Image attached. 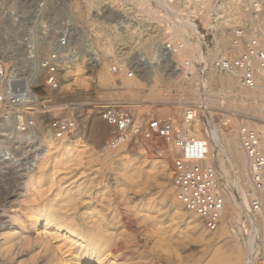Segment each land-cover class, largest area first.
Here are the masks:
<instances>
[{
  "label": "rangeland",
  "instance_id": "374dc122",
  "mask_svg": "<svg viewBox=\"0 0 264 264\" xmlns=\"http://www.w3.org/2000/svg\"><path fill=\"white\" fill-rule=\"evenodd\" d=\"M76 1L84 13L83 18L73 7L74 0H0V61L9 75L16 72L30 74L37 67V61L29 62L23 54L21 39L25 36L22 31L25 28L35 38L42 36V32L34 28L38 24H52L59 32L67 30L71 34L69 45L76 53L74 60L66 61L62 66L56 90L47 88L40 71L33 85L38 99H50L57 107V111L47 114L37 111L34 115L37 123L32 125L34 136H44L52 144L50 156L37 158L32 153L24 157L16 140H0V264H66L67 259L73 258L76 250L84 246L85 242L80 245L81 237L99 225L109 230L119 246L115 253L105 256L106 264H208L209 260H218L226 253V248L220 243L199 242L196 233L192 232L189 211L182 206L178 213L172 202L175 154L171 141L160 136L158 130L165 121H170L173 126L180 125V106L187 103L209 107V118L214 119V123L227 115L230 116L228 119L235 117L237 122L250 118L247 109L250 104L240 100L236 88L230 94L222 93L218 102L205 100L208 96L205 88L200 92H190L189 88L196 87L202 77L208 81L205 87H216V82L208 77L212 68L210 61L229 51L227 45L226 49L223 46L218 51L212 49L214 35L222 27L220 21L229 18L231 25L225 27L229 33L231 28L251 19L242 18L237 24L232 22L231 15L225 14L223 19L220 14L227 9L225 0H208L207 5L198 10L192 8L191 2L188 8L178 0L173 1L178 15L169 11L173 17L171 23L187 14L193 23L190 40L194 43V53L192 58L184 57V63L191 60L194 68L192 73H184L179 57L172 56L171 52L167 56L160 55L157 50L158 42L170 41L176 45L174 38L164 36L160 31L167 25L166 21L150 19L151 14L143 20L140 11L144 5H140V0H95L90 8L85 0ZM42 3L46 11L40 14L37 8ZM215 3L225 5L215 8L212 6ZM150 4L159 14L167 13L166 7L156 0H151ZM87 18L93 21L95 29L88 25ZM122 29L135 30L133 41L141 40L140 43L127 46L115 41V33ZM154 29L156 34L149 39V33ZM8 30L11 32L5 33ZM99 34L106 36L107 45L99 43ZM91 44L98 52L97 57H91ZM53 46L54 43L41 46L38 60ZM106 49L108 53L105 54L102 50ZM203 56L206 66L202 63ZM69 57L73 58L66 54V58ZM75 64L81 69L79 76L67 72L74 71ZM101 66L110 74L108 83L98 82ZM113 66L119 71H113ZM132 66L137 71L128 76L126 69ZM218 73L224 75V72ZM233 98H239L236 104L245 109L229 107L227 103ZM111 102L130 108L141 124L139 134L115 148L107 146L111 130L100 114V106ZM177 102L182 104L177 105ZM166 106L171 110H166ZM4 110L5 103L0 101V121L4 120ZM55 115H78L77 128L56 138L48 127ZM199 119L200 111L191 126L193 134ZM210 127L214 129L213 124ZM15 128L19 131L17 124ZM217 129L220 133V128ZM4 133L9 137L8 130ZM162 143L166 145L163 148L160 147ZM66 144L70 146L66 147ZM167 147L173 152L170 159L165 160L162 155ZM69 148L70 154L63 156ZM226 191L232 192L240 202L235 190ZM35 214L42 217L40 223L33 222ZM71 225L77 231L73 237L66 235ZM249 228L238 233L241 243H249L252 226ZM228 230L234 233L237 228L228 224ZM70 238L76 242L68 241V245H64ZM262 256V252L257 255L259 259ZM245 257L236 264H242Z\"/></svg>",
  "mask_w": 264,
  "mask_h": 264
},
{
  "label": "bare ground",
  "instance_id": "6f19581e",
  "mask_svg": "<svg viewBox=\"0 0 264 264\" xmlns=\"http://www.w3.org/2000/svg\"><path fill=\"white\" fill-rule=\"evenodd\" d=\"M150 1L151 0H140V5L141 6L144 5L141 7L140 17L143 18V20H145V18L149 16V14H151L152 16H149L150 19H156L158 20V22L162 20L166 21L167 25L162 26V28H160V31L164 34V36L169 35L170 37L174 38V40L176 41L175 42L176 45H174L173 43L174 50L171 52V55L175 57H179L181 59L184 73H186V71H190L192 73L193 68H194L192 62L191 63L189 62L186 65L184 63V57L192 58V53H194V49H193L194 43H192L190 40V32H191L190 26L192 25L193 27V23L192 24L190 23L191 16L187 14L182 17H178L176 21L171 23V21L173 20V17L170 15L169 11L175 15L176 14L178 15V13L176 12V9L174 8L173 1L156 0L158 4H161L162 6L166 7L167 13L165 14H159L157 10H154V7L151 6ZM207 1L208 0H178L179 3L183 4L186 7H188L190 2L193 3L192 8L195 10H198L202 6L207 5ZM247 1L248 0H225L223 3L227 4V9L225 8V10L221 11V14L220 13L219 14L221 15L223 19L224 17H226L225 14L231 15V17L233 18L232 22H234L235 24H237L242 18L249 20L250 15H249V12L247 11ZM260 1L261 2L263 1L262 3L264 4V0H260ZM94 3H95V0H85V4L88 8L93 6ZM223 3L221 4L215 3L212 6L215 8H220ZM72 4H73V7H75L79 16L83 18L84 13L81 11L80 9L81 7L77 5L78 2L74 0V3ZM228 19L229 18H226L220 21V24L222 27H220L218 34L214 35V44L212 48L213 50L218 51L221 49L222 46L224 49H226V45L227 46L229 45L230 35L228 37L229 33H227L225 30V27H228L231 25ZM86 21L88 25L94 28V23L92 20L87 18ZM156 28H159V27L156 26ZM156 31H157L156 29L152 30V32L149 33L150 37L148 38L151 39V37L156 34ZM9 32L11 31L10 30L5 31V33H9ZM135 33L136 32L133 29H122L121 31H118L115 33V36L113 39L117 42H121L123 45L125 44L127 46H135L139 44L141 41V40L136 41V42L133 41V37ZM137 34L140 35V33L138 32ZM98 38H99V43L101 45H107L109 42L106 36L102 34H99ZM89 47H90L89 49H91V52L89 50L91 57L93 56L97 57L98 52H96V50L94 49L93 44L89 45ZM123 47L127 48L125 46ZM108 49L102 50V52L106 54L108 53ZM103 57L106 58V55ZM203 57L204 58L202 59L203 60L202 63L206 66L205 56ZM95 59L100 60V58H95ZM62 66H64V64ZM210 70L211 72L208 77H210L211 81L216 82V87L214 89L212 88L208 89L207 87H205L208 81L205 80V77H202V79L200 80V83L196 87H190L189 91L190 92L191 91L200 92L201 89L205 88L207 89V93H208V96L204 97L205 100H208V101L215 100L216 102H218L220 99H222L221 97L222 93L230 94L232 89L236 88L240 96V100L248 101L250 104V106L247 107V109L251 113V116H249L250 118L239 119L237 122L236 121L237 119H235V117L231 116V118L228 119L229 115H227L226 116L227 118H223V120L219 118L218 119L219 122L214 123L215 120L212 118H209V115H210L209 114L210 109H208L209 107L208 108H206V106L199 107V104H198V105H195L196 107L195 118L191 123L187 124L185 122L183 111L181 110L180 112L181 120L179 119L180 121L178 122V123L181 122L180 124L181 126L177 124V125H174V127L182 131H185L189 133L190 135L203 137L207 142L208 152H207L205 159L202 160L201 163L203 165L212 167L217 173L219 192H220V195L223 201V209L221 213L220 223L216 229L214 230L208 229L205 226L204 221L200 218V216H198L195 212L186 209L183 206V204L177 199L176 189H175L174 184H173L174 196L172 197V202L175 204V207L178 213L180 212L182 206L185 208V210L189 211V214L191 216L190 217L191 219L189 222H193L191 226L192 232L196 233V239L199 242H203L209 245L220 243L223 247L226 248L225 250L226 253H224V255L219 256L218 260H209L208 264H236L238 261H242L244 255H246V257L244 258L243 260L244 262L242 264H258V261L260 260L259 257H257L258 253L262 252V255L264 256V189L259 191V198L261 200L260 208L254 209L251 205V201L254 196L252 192L253 186L250 182L249 174L246 169V156L241 148L238 129L241 123L246 124V125H252V126L255 125L261 130V135L264 137V109H263L264 107V86L259 85L256 87H247L240 81L238 73L224 72V75H223L222 73H218L222 71L216 70L214 67H212ZM67 72H70V73L73 72L75 75L79 76L81 74V69L78 65L75 64L74 71L70 69ZM148 73L147 74L150 75V71ZM76 79H74V81H76ZM97 79L99 83H108L110 81V74H108V72L104 69L103 66H101V68L99 69ZM28 89H32V88H28ZM33 94H34L33 96H27V98H29L32 103L34 102L33 104H36L35 102L37 101L39 97L37 93H33ZM238 101H239V98L230 99L227 105L229 107H234L240 110L242 109L244 110L245 109L244 107H240L236 104L238 103ZM180 104H178L177 102V105H180ZM180 107H182V105ZM168 108L170 109V107H167L166 110H168ZM199 111H200V119L198 120V123L195 125V129H193L194 131V134H193L191 133V126L194 123V121L197 119ZM215 114H214V117L216 118ZM36 123L34 122V124ZM16 124H17L16 122L1 120L0 121V133H1L0 140L6 139L8 140V142L12 139L16 140V143L18 144L17 147L21 149V154L24 157L32 153H33V157L35 154V157L37 158H40V157L47 158L50 156V151L52 150V147H51L52 144L46 141L44 136H38V135L34 136L33 133L35 129L32 126H30L26 130L19 129V131H16V128H15ZM211 124H213L214 129L210 127ZM224 124L227 125L226 128H223ZM236 124H237V127H236ZM201 127L204 129L201 130ZM218 127L220 128L219 129L220 133L218 132V129H217ZM7 130L9 131L8 133L9 137H7L5 133L2 134V132H6ZM147 135H148V132H147ZM237 135H238L239 142L237 141ZM148 137H150L151 139L150 135ZM154 137L155 139H157L156 136ZM150 139L149 141H151ZM69 146L70 145L66 144V147H69ZM164 146L166 145L162 143L160 147L163 148ZM168 148L169 147H167V150L164 151V153L161 152L164 155L160 154L164 156L165 160L170 159L171 154L173 152L172 150L170 152ZM173 149H174V154L176 155L177 151L174 147ZM157 150L159 151V149ZM69 154H70V148L63 154V156H68ZM136 172H138V170H136ZM230 189L236 191L237 195L239 196L238 199H240V202L236 200V198L232 195V192L228 193L226 191V190L230 191ZM33 218H34V221H33L34 223H40L42 219V217L37 214H35ZM228 224H230L234 228H237L238 232L233 231L234 233H230L228 230ZM249 225L252 226V233L249 234L248 232V234L250 235V240L248 241L249 243H247L248 244L247 245L246 243L240 242L238 233H241L242 231L246 229H251L249 228L250 227ZM69 227L70 228L67 227L69 230L66 232V235H69V237L76 236L77 231L75 229V226L71 225ZM68 241L72 242L74 241V239L72 238L66 239L63 244L68 245L67 243ZM83 242H85L84 246L80 248V250H76L75 252L76 255L73 258L67 259L68 262L66 261L67 262L66 264H106V261H104L105 256H107L109 253L110 254L115 253V251L119 247L118 244L113 240L112 234H109V230L107 228L101 227V225H99L98 228L96 229L88 230L81 237L80 245H82ZM58 248H60V246Z\"/></svg>",
  "mask_w": 264,
  "mask_h": 264
},
{
  "label": "built area",
  "instance_id": "2783aa9c",
  "mask_svg": "<svg viewBox=\"0 0 264 264\" xmlns=\"http://www.w3.org/2000/svg\"><path fill=\"white\" fill-rule=\"evenodd\" d=\"M44 7V3L40 4L37 13L42 14L46 11ZM247 11L251 21L230 29L228 53L213 58L210 66L222 72L238 73L240 81L247 87L264 86L263 3L260 0H248ZM34 28L42 32L41 37L30 36L25 28L22 29L25 36L21 39L24 57L29 62L37 61V67L32 73L16 72L9 75L0 61V101L5 103L3 119L15 120L20 130H26L34 124V115L38 113L37 111L42 114L57 111L56 105L51 104L50 99H37L36 104H33L34 102L27 98L34 95L33 85L38 80L35 79L37 72L43 73L44 83L48 89L56 90L60 84L62 65L66 61L74 60L76 54L69 45L71 34L67 30L59 32L52 24L45 23L38 24ZM52 43H54L53 48L38 60L37 55L41 46ZM156 46L160 55L167 56L174 50L173 43L169 41L158 42ZM66 54L73 58H66ZM187 61L186 64L191 60ZM112 70L118 72L119 68L113 66ZM136 71L137 68L132 66L126 69L125 73L133 76ZM30 86L32 89H28ZM195 105L190 103L182 105L181 109L187 124L195 118ZM100 108V114L111 130V136L107 141L109 148L117 147L141 131L140 121L127 106L111 102ZM77 116L55 115L48 122V127L56 138H62L77 128ZM158 132L160 136L169 139L177 151L172 166V180L177 199L186 209L200 216L208 229H216L221 220L223 201L216 171L201 163L208 152L206 140L175 128L170 121L163 122ZM238 132L241 148L246 156V169L253 186L254 196L251 205L254 209H259L261 206L259 191L264 189V137L255 125L241 123ZM258 264H264V256L260 258Z\"/></svg>",
  "mask_w": 264,
  "mask_h": 264
}]
</instances>
